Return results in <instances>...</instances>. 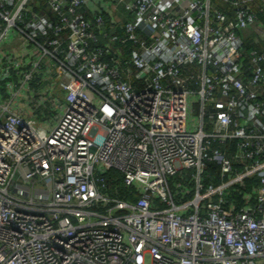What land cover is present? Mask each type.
I'll return each instance as SVG.
<instances>
[{"label": "built area", "instance_id": "obj_1", "mask_svg": "<svg viewBox=\"0 0 264 264\" xmlns=\"http://www.w3.org/2000/svg\"><path fill=\"white\" fill-rule=\"evenodd\" d=\"M258 11L0 0V264H264Z\"/></svg>", "mask_w": 264, "mask_h": 264}, {"label": "trees", "instance_id": "obj_2", "mask_svg": "<svg viewBox=\"0 0 264 264\" xmlns=\"http://www.w3.org/2000/svg\"><path fill=\"white\" fill-rule=\"evenodd\" d=\"M258 16L261 17V19L264 20V14L261 12V11H258ZM252 34H253V31H248L245 33V39H246V48H257V49H263L264 48V43L261 42L260 39H257V40H253L251 39L252 37ZM41 111H44V112H41ZM48 109L47 108H43L42 106H39L38 108H36V113L38 114V116H40V114H44L43 117L47 118L48 117ZM185 174L184 177H188V172H183ZM206 173L210 174L209 176H204V179H203V182L204 183H207V182H210L212 181L213 183H217L219 182V178L217 176V166L212 163L210 164V166L207 168L206 170ZM180 174L177 175V177H179ZM252 182H254L255 184H257L258 182V178L257 177H253L252 178ZM250 181H247L243 187H240L239 189L243 190L249 186H251L250 184ZM187 186H190L192 185V182H189V183H185ZM238 195L240 197V194L238 193V191H235V192H232V195Z\"/></svg>", "mask_w": 264, "mask_h": 264}, {"label": "crops", "instance_id": "obj_3", "mask_svg": "<svg viewBox=\"0 0 264 264\" xmlns=\"http://www.w3.org/2000/svg\"><path fill=\"white\" fill-rule=\"evenodd\" d=\"M160 4L168 7L176 6L177 3L181 0H157ZM251 39L257 40L260 39L256 32H253ZM262 42V41H261ZM28 115V114H27Z\"/></svg>", "mask_w": 264, "mask_h": 264}, {"label": "rangeland", "instance_id": "obj_4", "mask_svg": "<svg viewBox=\"0 0 264 264\" xmlns=\"http://www.w3.org/2000/svg\"><path fill=\"white\" fill-rule=\"evenodd\" d=\"M262 26V25H261ZM29 119L33 121L35 125H38L43 131H46V125L43 123V120H39L34 113L29 114Z\"/></svg>", "mask_w": 264, "mask_h": 264}]
</instances>
